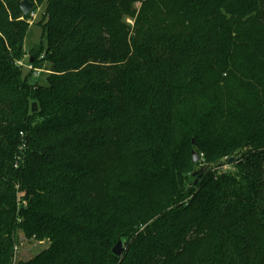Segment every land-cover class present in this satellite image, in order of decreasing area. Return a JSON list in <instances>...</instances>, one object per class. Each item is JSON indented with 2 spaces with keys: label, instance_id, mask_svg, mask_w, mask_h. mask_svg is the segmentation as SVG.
Listing matches in <instances>:
<instances>
[{
  "label": "trees",
  "instance_id": "obj_1",
  "mask_svg": "<svg viewBox=\"0 0 264 264\" xmlns=\"http://www.w3.org/2000/svg\"><path fill=\"white\" fill-rule=\"evenodd\" d=\"M20 1L0 0V264H264V0H29L28 53ZM19 232L47 245L15 262Z\"/></svg>",
  "mask_w": 264,
  "mask_h": 264
},
{
  "label": "rangeland",
  "instance_id": "obj_2",
  "mask_svg": "<svg viewBox=\"0 0 264 264\" xmlns=\"http://www.w3.org/2000/svg\"><path fill=\"white\" fill-rule=\"evenodd\" d=\"M41 6L39 3L34 2V6L31 10V12L28 15V18L26 20L28 24V31L24 40V50L26 53H28L31 49H33L35 46H37L40 43L41 40V27L38 25V22L40 20V13H41ZM127 22L132 25L133 21L131 19H127ZM23 74L26 73V69H22ZM48 74H50L49 71H44V73H40L39 75L33 74L30 78V83L32 84H40V85H46ZM206 165L203 160V155L199 154V162L196 164L195 171L199 170L201 167ZM220 171H233L232 167L230 165H223L221 166ZM189 176V182L194 181V178ZM47 243L44 242L42 245H39L37 242L29 241L25 239L23 234L21 232L18 233V242L17 247L15 249V262L18 261H27L30 258L34 257L37 253H39L41 250H43Z\"/></svg>",
  "mask_w": 264,
  "mask_h": 264
},
{
  "label": "water",
  "instance_id": "obj_3",
  "mask_svg": "<svg viewBox=\"0 0 264 264\" xmlns=\"http://www.w3.org/2000/svg\"><path fill=\"white\" fill-rule=\"evenodd\" d=\"M18 6L20 8L21 15L23 17H25L26 15H28L31 12V10L34 6V3L30 2L29 0H22V1L18 2ZM30 109H31V113H35L37 111V104L32 103ZM192 143H194V141H192ZM191 161L193 163L199 162V156L195 151H193L191 153ZM232 161H233V158H230L229 162H232ZM204 169H205V167H201L199 170H197L195 173H193V176H198V178H200ZM198 178H196L195 183L197 182ZM111 252H112V254H114L117 257L122 256V254L124 252V247H123V242L120 238L117 240L116 244L113 246Z\"/></svg>",
  "mask_w": 264,
  "mask_h": 264
},
{
  "label": "built area",
  "instance_id": "obj_4",
  "mask_svg": "<svg viewBox=\"0 0 264 264\" xmlns=\"http://www.w3.org/2000/svg\"><path fill=\"white\" fill-rule=\"evenodd\" d=\"M17 65L20 66V67H23V68H27L28 70H32V66L27 64L24 61H18ZM34 74L35 75H39L40 74V70H34Z\"/></svg>",
  "mask_w": 264,
  "mask_h": 264
}]
</instances>
